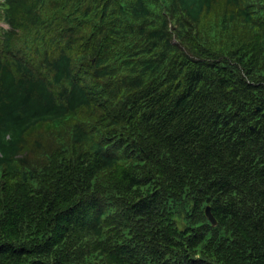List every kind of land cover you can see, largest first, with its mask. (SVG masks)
Returning <instances> with one entry per match:
<instances>
[{"label": "trees", "instance_id": "trees-1", "mask_svg": "<svg viewBox=\"0 0 264 264\" xmlns=\"http://www.w3.org/2000/svg\"><path fill=\"white\" fill-rule=\"evenodd\" d=\"M0 22V264H264V0Z\"/></svg>", "mask_w": 264, "mask_h": 264}, {"label": "water", "instance_id": "water-1", "mask_svg": "<svg viewBox=\"0 0 264 264\" xmlns=\"http://www.w3.org/2000/svg\"><path fill=\"white\" fill-rule=\"evenodd\" d=\"M206 214L209 217V219L212 220L213 224L216 225L217 224V220H216V217L212 214L210 206H207Z\"/></svg>", "mask_w": 264, "mask_h": 264}, {"label": "rangeland", "instance_id": "rangeland-1", "mask_svg": "<svg viewBox=\"0 0 264 264\" xmlns=\"http://www.w3.org/2000/svg\"><path fill=\"white\" fill-rule=\"evenodd\" d=\"M0 25H3V26H6V27H9V24L7 22H0ZM46 141H52L50 138H47Z\"/></svg>", "mask_w": 264, "mask_h": 264}]
</instances>
